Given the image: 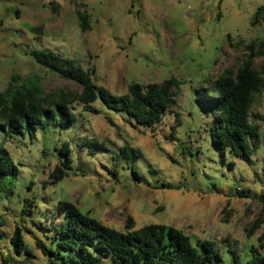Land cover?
I'll return each instance as SVG.
<instances>
[{
  "label": "rangeland",
  "instance_id": "374dc122",
  "mask_svg": "<svg viewBox=\"0 0 264 264\" xmlns=\"http://www.w3.org/2000/svg\"><path fill=\"white\" fill-rule=\"evenodd\" d=\"M263 2L0 0V91L9 81L29 80L44 91L80 89L38 62L32 48L73 58L94 83L115 93L126 92L131 81L178 79L176 104L153 126L96 97L98 111L72 102V125L48 124L32 134L0 130L18 166L0 181V264L48 262L36 239L52 246L51 232L66 221L62 200L118 229L131 216L134 227L160 222L180 228L193 243L211 239L222 256L216 264H247L252 244L264 252V219L251 229L261 211L257 196L264 193V89L250 108L261 118L255 119L260 144L249 160L213 144L214 112L198 100L211 93L224 67L235 69L246 57L241 44L264 37V18L250 23ZM263 62L261 55L252 57L254 66ZM64 141L70 168L56 180ZM16 226L24 239L19 254L10 242ZM96 264L114 263L106 255Z\"/></svg>",
  "mask_w": 264,
  "mask_h": 264
},
{
  "label": "trees",
  "instance_id": "16d2710c",
  "mask_svg": "<svg viewBox=\"0 0 264 264\" xmlns=\"http://www.w3.org/2000/svg\"><path fill=\"white\" fill-rule=\"evenodd\" d=\"M263 18L264 2L256 7L250 23L255 24ZM241 45L246 57L235 69L224 67L212 79L211 93L200 94L198 100L214 112L210 126L213 144L222 154L229 149L249 160L260 144L259 123L255 119L261 118V115L251 113L250 108L264 89V62L254 66L252 57H264V37ZM30 53L38 62L75 80L81 87L79 90L44 91L38 80L9 81L0 91V130L4 133L28 131L32 134L48 124L72 125L76 121L72 102L79 101L84 109L98 111L92 103L96 97L112 109L126 111L136 123L153 126L177 102L178 79L173 76L146 85L131 81L126 92L115 93L94 83L89 71L73 58L45 48H32ZM121 149L125 154L130 152L126 144ZM70 152L68 142L64 141L59 147L61 162L53 172L56 180L65 174V168H70ZM131 171L140 177L134 166ZM17 172V164L0 139V181L4 175ZM257 197L261 200V211L253 219L251 229L264 219V193ZM59 203L66 221L55 225L51 232L52 246L36 239L37 246L49 258L46 264H58L57 258L64 264H96L106 255H111L114 264H216L222 260L213 240L198 239L193 243L188 234L172 224L150 222L134 227V219L129 216L125 229H118L83 212L71 201ZM10 242L19 254L24 246L20 226L15 227ZM227 250L237 261L235 250ZM249 250L251 256L247 264H264V252L257 245L252 244Z\"/></svg>",
  "mask_w": 264,
  "mask_h": 264
}]
</instances>
